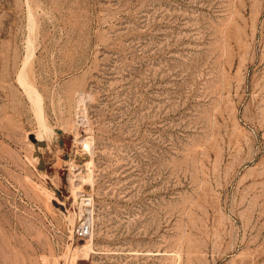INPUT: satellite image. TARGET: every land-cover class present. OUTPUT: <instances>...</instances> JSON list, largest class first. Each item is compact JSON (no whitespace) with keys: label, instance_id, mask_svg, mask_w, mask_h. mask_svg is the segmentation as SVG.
Listing matches in <instances>:
<instances>
[{"label":"rangeland","instance_id":"1","mask_svg":"<svg viewBox=\"0 0 264 264\" xmlns=\"http://www.w3.org/2000/svg\"><path fill=\"white\" fill-rule=\"evenodd\" d=\"M0 264H264V0H0Z\"/></svg>","mask_w":264,"mask_h":264},{"label":"built area","instance_id":"2","mask_svg":"<svg viewBox=\"0 0 264 264\" xmlns=\"http://www.w3.org/2000/svg\"><path fill=\"white\" fill-rule=\"evenodd\" d=\"M84 151H90L91 144L85 142L82 144ZM78 207V223L76 227V235L78 238H88L93 233L92 212L94 207V198L91 193H84L80 197Z\"/></svg>","mask_w":264,"mask_h":264},{"label":"bare ground","instance_id":"3","mask_svg":"<svg viewBox=\"0 0 264 264\" xmlns=\"http://www.w3.org/2000/svg\"><path fill=\"white\" fill-rule=\"evenodd\" d=\"M87 246H81L78 250H76V252H78L81 249H86ZM81 252V251H80ZM74 258V257H73Z\"/></svg>","mask_w":264,"mask_h":264}]
</instances>
